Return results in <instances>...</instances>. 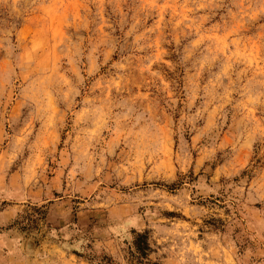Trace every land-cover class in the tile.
<instances>
[{"label":"rangeland","instance_id":"rangeland-1","mask_svg":"<svg viewBox=\"0 0 264 264\" xmlns=\"http://www.w3.org/2000/svg\"><path fill=\"white\" fill-rule=\"evenodd\" d=\"M0 264H264V0H0Z\"/></svg>","mask_w":264,"mask_h":264},{"label":"trees","instance_id":"trees-1","mask_svg":"<svg viewBox=\"0 0 264 264\" xmlns=\"http://www.w3.org/2000/svg\"><path fill=\"white\" fill-rule=\"evenodd\" d=\"M132 244L137 258L138 257L144 258L148 253L152 251L148 242L147 231H142V232L133 231Z\"/></svg>","mask_w":264,"mask_h":264}]
</instances>
